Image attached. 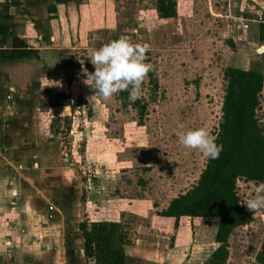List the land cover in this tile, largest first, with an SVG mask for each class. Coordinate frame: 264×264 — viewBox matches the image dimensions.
I'll list each match as a JSON object with an SVG mask.
<instances>
[{
    "label": "rangeland",
    "instance_id": "374dc122",
    "mask_svg": "<svg viewBox=\"0 0 264 264\" xmlns=\"http://www.w3.org/2000/svg\"><path fill=\"white\" fill-rule=\"evenodd\" d=\"M9 1L0 2V12L14 16L10 18L13 32L21 37L33 31L35 48L44 49L43 60L37 54L43 73L36 72L30 80L32 93L39 96L46 89L54 90L37 102L39 111L33 120L45 129L43 134L38 129L36 139L44 137L43 146L58 158L55 165L42 167L39 180L51 200L48 204L58 205L65 216L52 235L64 234L70 239L64 248L75 244L78 249L80 224L119 223L127 236L129 264H205L215 249L219 220L184 218L177 228L173 220L158 215L197 184L208 162L199 151L180 145L175 133L181 124L184 130L203 126L216 137L227 68L254 69L264 75V43L258 40L264 0H177V18L164 23L153 0ZM15 2L22 7L11 8ZM53 5L57 12L51 15ZM41 35L49 36L47 45L41 43ZM121 35L145 45L146 63L152 65L142 94L134 101L140 102L142 115L124 106L119 93L105 102L83 83L85 70L94 71L88 49ZM44 77L49 81L44 82ZM55 92L71 94L72 105L55 107ZM256 115L264 124V89ZM57 168L64 178L52 191L49 173ZM255 185L238 182L245 208ZM261 252L264 210L253 213L252 223L235 230L227 264H258ZM15 253L8 258L0 253V264L36 261L34 255L16 258ZM75 253L63 254L52 264H73Z\"/></svg>",
    "mask_w": 264,
    "mask_h": 264
},
{
    "label": "crops",
    "instance_id": "0c3cea01",
    "mask_svg": "<svg viewBox=\"0 0 264 264\" xmlns=\"http://www.w3.org/2000/svg\"><path fill=\"white\" fill-rule=\"evenodd\" d=\"M8 1L0 0L3 4ZM18 3L15 2L10 7L17 8ZM48 12L52 15L57 11L51 13L49 8ZM10 18L14 19V16L0 12V253H4L2 256L6 255L8 258L16 250V258L34 255V264H52L56 258H62L63 254L68 256L69 253L73 257L79 249L80 255L75 253L73 258V264H79L82 263V258H85L82 235L78 249L75 244L74 247L70 244L68 249L64 248L66 242H70L64 234L57 237L52 235L53 229L59 227L58 222L65 216L62 217L58 205L48 204L51 200L39 181L42 167H51L58 162V158L49 152V149H45L48 147L43 146L44 137L36 139L39 135L38 129L41 128L42 134L45 131L42 124L39 126L40 123H33V120L37 119L35 112L39 111V108H36L37 102L44 100L43 95L47 94L36 96L32 93L31 82L36 72L43 73V63H37V57L44 59V49L35 48L37 40L33 31H26V35H21L24 39L18 32H13ZM39 39L43 45L49 43L48 35H41ZM18 60L24 62L19 63ZM43 79L46 82L50 78ZM49 174V187L54 191L55 184L60 179L63 182L64 173L57 168ZM66 190L63 191L64 195L62 193L63 199L66 197ZM50 208H53V211ZM50 215L53 219L49 218ZM46 224L48 226H44ZM214 245L215 249L207 260L219 247L215 240ZM55 246H59L56 252L53 249ZM125 252L126 264H129L126 248Z\"/></svg>",
    "mask_w": 264,
    "mask_h": 264
},
{
    "label": "trees",
    "instance_id": "16d2710c",
    "mask_svg": "<svg viewBox=\"0 0 264 264\" xmlns=\"http://www.w3.org/2000/svg\"><path fill=\"white\" fill-rule=\"evenodd\" d=\"M153 1L163 23L177 18V0ZM55 2L64 4L69 0ZM55 11V5L51 6L50 12ZM258 40L264 43V23L259 25ZM72 66L79 67L77 63ZM224 78L222 119L216 134V143L223 145V150L217 159H208L192 189L173 199L168 208L158 214L173 220L176 227L184 217L219 220L215 237L219 247L205 264H227L231 236L236 229L253 222V213L241 203L238 182L264 181V124L256 115L264 89V75L254 69L231 67L225 70ZM53 92V89H47L48 95ZM119 95L124 106H131L137 114L144 113L140 102L129 101L127 91L119 92ZM54 98L55 107L72 105L71 94L55 92ZM79 228L87 260L94 264H126L128 241L119 223H82ZM257 262L264 264V252L258 254Z\"/></svg>",
    "mask_w": 264,
    "mask_h": 264
},
{
    "label": "clouds",
    "instance_id": "9594fccd",
    "mask_svg": "<svg viewBox=\"0 0 264 264\" xmlns=\"http://www.w3.org/2000/svg\"><path fill=\"white\" fill-rule=\"evenodd\" d=\"M145 52V45L133 43L126 35L98 48H89L87 55L94 71L85 70L83 83L94 90V96L105 102L123 91H127L129 101L134 102L140 98L142 83L152 69V65L146 63ZM175 134L180 145L199 151L206 159H217L223 150V145L216 143V137L206 127L184 130L181 124ZM244 205L252 213L264 210V181L256 183Z\"/></svg>",
    "mask_w": 264,
    "mask_h": 264
},
{
    "label": "built area",
    "instance_id": "2783aa9c",
    "mask_svg": "<svg viewBox=\"0 0 264 264\" xmlns=\"http://www.w3.org/2000/svg\"><path fill=\"white\" fill-rule=\"evenodd\" d=\"M258 22L259 23H264V20L262 19V17L260 16L259 17V19H258ZM246 28L248 29L249 28V26H246ZM263 49H264V47H263ZM50 210L51 211H53V208H50ZM50 219H53V216L52 215H50V217H49Z\"/></svg>",
    "mask_w": 264,
    "mask_h": 264
},
{
    "label": "water",
    "instance_id": "95a60500",
    "mask_svg": "<svg viewBox=\"0 0 264 264\" xmlns=\"http://www.w3.org/2000/svg\"><path fill=\"white\" fill-rule=\"evenodd\" d=\"M46 39H48V38L46 37ZM83 253H84V251H83Z\"/></svg>",
    "mask_w": 264,
    "mask_h": 264
}]
</instances>
